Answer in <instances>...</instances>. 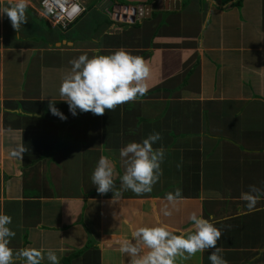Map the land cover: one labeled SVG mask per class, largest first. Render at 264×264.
I'll return each mask as SVG.
<instances>
[{"label":"crops","instance_id":"1","mask_svg":"<svg viewBox=\"0 0 264 264\" xmlns=\"http://www.w3.org/2000/svg\"><path fill=\"white\" fill-rule=\"evenodd\" d=\"M91 1L102 26H81L87 11L63 30L30 2L18 32L0 18V213L16 232L9 247L51 248L60 264H130L120 249L132 230L185 233L196 213L222 231L228 264H264V197L251 210L240 199L250 185L264 189V0H114L110 17ZM119 49L150 67L147 94L103 116H73L59 95L69 61ZM51 100L66 120L51 113ZM156 132L160 179L149 193L122 191L120 149ZM102 156L114 193L91 181ZM177 189L182 199L169 201ZM210 254L177 264H211Z\"/></svg>","mask_w":264,"mask_h":264},{"label":"clouds","instance_id":"2","mask_svg":"<svg viewBox=\"0 0 264 264\" xmlns=\"http://www.w3.org/2000/svg\"><path fill=\"white\" fill-rule=\"evenodd\" d=\"M102 4L99 6L102 7ZM28 6L29 0H7V4L0 7V18L6 15L12 28L18 32L28 22ZM86 6L88 11L89 0ZM69 63L71 68L62 78L59 95L60 100L68 104L73 116L78 114L77 110L79 113L103 116L106 110L115 111L126 103L136 102L138 97L145 96L149 90L147 80L150 77V67L142 57L132 55L124 49L110 55H93L91 58L82 54ZM55 103L53 100L49 102L51 113L66 120L67 117L55 107ZM161 139V134L156 132L141 142H130L120 149L119 155L125 165L120 178L122 191L130 190L142 195L153 190L162 175L161 164L165 158L163 147L154 148L153 145ZM113 175L111 162L102 156L91 175L92 184L96 186L98 193H114L116 185ZM261 197H264V189L255 185H250L249 190L240 195L249 210L256 206ZM167 199H182L181 190L169 193ZM189 219L190 230L181 234L174 233L164 225L135 228L131 237L121 242L120 250L131 258L130 264H177L178 259L190 260L197 253L206 250H211V264H228L221 255L223 250L217 246L222 238V231L210 219L196 213H192ZM11 224L12 217L0 213V264H42L45 259L49 264H60L54 249L26 247L14 250L9 247L11 239L16 236V232L9 227Z\"/></svg>","mask_w":264,"mask_h":264},{"label":"built area","instance_id":"3","mask_svg":"<svg viewBox=\"0 0 264 264\" xmlns=\"http://www.w3.org/2000/svg\"><path fill=\"white\" fill-rule=\"evenodd\" d=\"M38 3L54 25L67 30L87 11V0H29Z\"/></svg>","mask_w":264,"mask_h":264},{"label":"rangeland","instance_id":"4","mask_svg":"<svg viewBox=\"0 0 264 264\" xmlns=\"http://www.w3.org/2000/svg\"><path fill=\"white\" fill-rule=\"evenodd\" d=\"M93 2V1H91ZM110 8V4H102V7L101 9H108ZM94 12L95 10L94 9H91L88 11L87 13V18L86 20L83 21V23H81V26H85L84 24H93V25H96V26H102L103 22H104V19H100V17H98L99 19H97L95 16H94Z\"/></svg>","mask_w":264,"mask_h":264},{"label":"trees","instance_id":"5","mask_svg":"<svg viewBox=\"0 0 264 264\" xmlns=\"http://www.w3.org/2000/svg\"><path fill=\"white\" fill-rule=\"evenodd\" d=\"M100 1H102V2H100ZM103 2H105L106 4H108V3H112V4H114V3H113L114 0H94V1H93V5H97L98 3H99V5H100V4H102ZM236 5H240V1H238V2L236 3ZM110 10H111V9L109 8V11H107V9L104 10V11H106V12L109 14ZM111 11H112V10H111ZM99 12H101V11H99ZM101 13H102V12H101ZM108 14H107V15H108ZM103 15H105V14H103ZM80 19H81V18H80ZM80 19H79V20H80ZM79 20H77L76 22H78ZM107 20H108V18H107ZM76 22H75V23H76ZM75 23H74V24H75ZM108 23H111V22L108 21ZM74 24H72L71 26H73Z\"/></svg>","mask_w":264,"mask_h":264},{"label":"water","instance_id":"6","mask_svg":"<svg viewBox=\"0 0 264 264\" xmlns=\"http://www.w3.org/2000/svg\"><path fill=\"white\" fill-rule=\"evenodd\" d=\"M162 3H164V4H165V2H160V3H159V6H161V5H162ZM175 4H176V6H178V5H179V3H178V2H176ZM172 5H173V3L171 2V6H172ZM111 8H113V11H112L113 13H112V15H111V13L109 12V14H110V15L108 14V15H109V17H110V16H113V14H116V12H114V9H115V8H114L113 6H112ZM149 9H150V12H151V10H153L154 8H153V7H151V8H149ZM147 10H148V8H147ZM143 11H146V8H145V7H143Z\"/></svg>","mask_w":264,"mask_h":264}]
</instances>
